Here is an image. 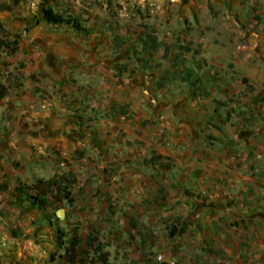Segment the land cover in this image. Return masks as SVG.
<instances>
[{"label": "rangeland", "instance_id": "rangeland-1", "mask_svg": "<svg viewBox=\"0 0 264 264\" xmlns=\"http://www.w3.org/2000/svg\"><path fill=\"white\" fill-rule=\"evenodd\" d=\"M41 4L85 31L45 23ZM0 83V264H64L55 228L65 240L76 232L84 264H100L101 251L105 264H264V0H0ZM150 95L200 107L208 154L234 136L255 140L257 187L235 186L246 193L234 202L225 181L210 193L223 206L181 234L169 235L178 220L151 232L138 216L129 233L101 231L125 208L113 196L115 165L161 162L123 129L146 125ZM24 117L40 129L23 144ZM37 180H59L72 203L51 188L44 208L30 206L14 188Z\"/></svg>", "mask_w": 264, "mask_h": 264}, {"label": "crops", "instance_id": "crops-1", "mask_svg": "<svg viewBox=\"0 0 264 264\" xmlns=\"http://www.w3.org/2000/svg\"><path fill=\"white\" fill-rule=\"evenodd\" d=\"M145 99L141 111L147 118L146 125L139 126L132 121L123 125V129L127 138L150 143L161 162L124 165L121 161L115 165L116 170L110 175L113 196L117 197L116 202H124L125 208L123 213L116 209L111 216L113 223L99 226L101 231L129 233L133 231L129 221L137 216L145 231L153 232L154 225L166 227L169 218L178 220L183 228L191 231L195 227L193 220L200 213L223 206L219 196L210 193L221 188L225 181H232L234 186L257 187V173H253L257 169V160L249 154L257 152V149L253 150L254 146L257 148L255 140L234 136L233 141L227 142V151L214 150L208 154L207 137L204 136L207 130L199 132L197 129L203 121L200 119L205 118L200 116L199 106L169 100L168 104L162 103L152 95ZM21 120L18 131L24 144L28 142L27 138L37 137L40 126L33 118ZM136 125L140 131L134 133L132 129ZM32 141L35 140L30 143ZM159 185L168 190L169 196L165 200L154 196V186ZM207 189L208 196H199ZM141 201L144 202L137 207L135 203Z\"/></svg>", "mask_w": 264, "mask_h": 264}, {"label": "trees", "instance_id": "trees-1", "mask_svg": "<svg viewBox=\"0 0 264 264\" xmlns=\"http://www.w3.org/2000/svg\"><path fill=\"white\" fill-rule=\"evenodd\" d=\"M39 13L41 15V19L51 25H60L65 24L71 26L75 31H85V28L81 25V23L76 20L72 16H63L57 12H54L52 9L44 7L42 4L39 8ZM15 41V40H14ZM15 44V42H13ZM16 47L10 48L9 53H13ZM7 87L0 83V98H3L6 95ZM158 156H155V159ZM151 161H154V158H151ZM67 186H60L59 180L54 182H43L42 180H37L35 183L30 185H19L14 188L17 194L24 195V200L30 206H36L39 208H44L47 204V196L49 195L51 188L55 190V196H60V199L56 201H60L65 199L68 203H72V199L69 197L68 191H66ZM27 190H30L32 193L28 194ZM54 195V194H52ZM57 236L56 239L59 243V247L62 250L60 257L62 258L64 264H84V259L79 258L77 255V248L80 244V237L76 234L75 231H71L70 237L68 240L63 239L64 232L62 228H55ZM184 231V228L181 227L179 230H170L169 235L173 236L174 234H181ZM97 245H100V242L97 241ZM100 246H96L95 251H99ZM108 252L101 251L98 253L97 260L100 264H105L107 261ZM160 264H167L165 262H161Z\"/></svg>", "mask_w": 264, "mask_h": 264}, {"label": "built area", "instance_id": "built-area-1", "mask_svg": "<svg viewBox=\"0 0 264 264\" xmlns=\"http://www.w3.org/2000/svg\"><path fill=\"white\" fill-rule=\"evenodd\" d=\"M234 188H235L234 183L228 184V191L225 192V198L226 200H233V201L235 200L234 202H240L241 200H243L242 197H244L243 195L246 193V189L240 187L239 190L241 193H238L239 196H236Z\"/></svg>", "mask_w": 264, "mask_h": 264}]
</instances>
